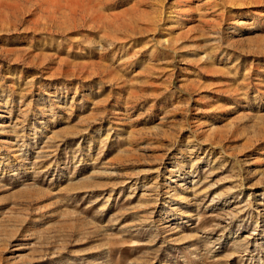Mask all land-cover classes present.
<instances>
[{"label":"rangeland","instance_id":"374dc122","mask_svg":"<svg viewBox=\"0 0 264 264\" xmlns=\"http://www.w3.org/2000/svg\"><path fill=\"white\" fill-rule=\"evenodd\" d=\"M0 264H264V0H0Z\"/></svg>","mask_w":264,"mask_h":264}]
</instances>
